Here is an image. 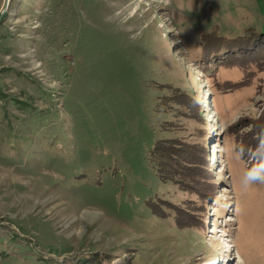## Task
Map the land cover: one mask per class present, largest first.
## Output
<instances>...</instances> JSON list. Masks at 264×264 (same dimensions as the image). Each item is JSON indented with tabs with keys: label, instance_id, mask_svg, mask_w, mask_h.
I'll list each match as a JSON object with an SVG mask.
<instances>
[{
	"label": "rangeland",
	"instance_id": "1",
	"mask_svg": "<svg viewBox=\"0 0 264 264\" xmlns=\"http://www.w3.org/2000/svg\"><path fill=\"white\" fill-rule=\"evenodd\" d=\"M0 264H264V0H0Z\"/></svg>",
	"mask_w": 264,
	"mask_h": 264
},
{
	"label": "trees",
	"instance_id": "2",
	"mask_svg": "<svg viewBox=\"0 0 264 264\" xmlns=\"http://www.w3.org/2000/svg\"><path fill=\"white\" fill-rule=\"evenodd\" d=\"M237 45H239V44H237ZM235 50H237L236 48H233L232 49V51H235ZM158 151V150H157ZM173 154V153H172ZM171 153H169L167 150H161V154H160V156H162V157H164L165 155H167L169 158H170V156L172 155Z\"/></svg>",
	"mask_w": 264,
	"mask_h": 264
}]
</instances>
